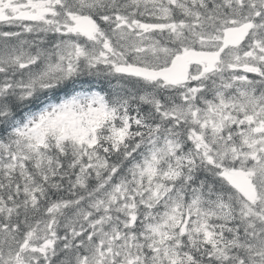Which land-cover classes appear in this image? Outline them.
<instances>
[{"label":"snow or ice","instance_id":"obj_1","mask_svg":"<svg viewBox=\"0 0 264 264\" xmlns=\"http://www.w3.org/2000/svg\"><path fill=\"white\" fill-rule=\"evenodd\" d=\"M0 264H264V0H0Z\"/></svg>","mask_w":264,"mask_h":264}]
</instances>
